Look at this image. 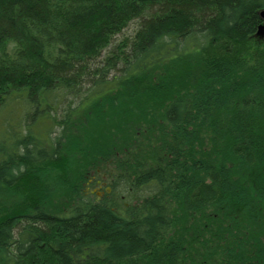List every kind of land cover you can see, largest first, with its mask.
<instances>
[{
  "label": "trees",
  "instance_id": "16d2710c",
  "mask_svg": "<svg viewBox=\"0 0 264 264\" xmlns=\"http://www.w3.org/2000/svg\"><path fill=\"white\" fill-rule=\"evenodd\" d=\"M262 9L0 0V264H264Z\"/></svg>",
  "mask_w": 264,
  "mask_h": 264
},
{
  "label": "rangeland",
  "instance_id": "374dc122",
  "mask_svg": "<svg viewBox=\"0 0 264 264\" xmlns=\"http://www.w3.org/2000/svg\"><path fill=\"white\" fill-rule=\"evenodd\" d=\"M137 29H138V22L135 21V22L131 23V25L124 30L122 35L117 37L118 38L117 40L121 41L122 39H124L126 37L129 38V37L134 36V33L136 32ZM257 38L259 39V37H257ZM259 41H261V40H259ZM262 42H264V40H262ZM259 43H261V42H259ZM259 43H258V45H260ZM99 175L100 176L99 177L97 176L94 181H92L91 183L89 182L86 186H84V188L86 190L85 195H90L96 201H102L105 197V194H104L105 192H108V193L112 192L111 187H110V183H109L110 179H108V177L104 174H99ZM99 180L106 181V184H103V187H98V181ZM2 192H3V190H0V195ZM0 199H1V196H0ZM126 205L128 206V203Z\"/></svg>",
  "mask_w": 264,
  "mask_h": 264
},
{
  "label": "flooded vegetation",
  "instance_id": "af4514ba",
  "mask_svg": "<svg viewBox=\"0 0 264 264\" xmlns=\"http://www.w3.org/2000/svg\"><path fill=\"white\" fill-rule=\"evenodd\" d=\"M262 11H264V9H262L261 11H260V13L262 12ZM260 25H263L264 26V19L261 17V24ZM261 40H264V33H263V36H262V39ZM94 179H95V177L94 178H92L91 180H90V183L92 182V181H94ZM103 184H106V181H101V180H99L98 181V187H103ZM106 193H108V192H106ZM111 193V192H110ZM110 193H108V194H110Z\"/></svg>",
  "mask_w": 264,
  "mask_h": 264
},
{
  "label": "water",
  "instance_id": "95a60500",
  "mask_svg": "<svg viewBox=\"0 0 264 264\" xmlns=\"http://www.w3.org/2000/svg\"><path fill=\"white\" fill-rule=\"evenodd\" d=\"M260 16L264 19V11L260 13ZM263 33H264V26L260 25L256 36L259 37V39H262Z\"/></svg>",
  "mask_w": 264,
  "mask_h": 264
},
{
  "label": "bare ground",
  "instance_id": "6f19581e",
  "mask_svg": "<svg viewBox=\"0 0 264 264\" xmlns=\"http://www.w3.org/2000/svg\"><path fill=\"white\" fill-rule=\"evenodd\" d=\"M11 114H14V113H11ZM11 114H10V115H11ZM126 204H127V203H125V205H126ZM126 206H127V205H126ZM128 206H129V204H128ZM128 206H127V207H128Z\"/></svg>",
  "mask_w": 264,
  "mask_h": 264
}]
</instances>
